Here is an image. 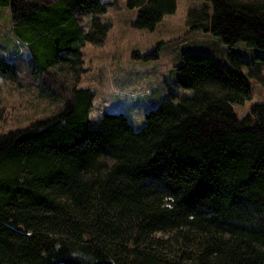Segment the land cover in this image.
<instances>
[{"label": "trees", "instance_id": "1", "mask_svg": "<svg viewBox=\"0 0 264 264\" xmlns=\"http://www.w3.org/2000/svg\"><path fill=\"white\" fill-rule=\"evenodd\" d=\"M125 1L138 29L176 9ZM207 1L211 11L188 10L190 31L264 50V0ZM108 4L0 0L38 77L52 69L67 92L50 100L61 104L54 114L0 133V264H264V103L236 117L231 104L251 96L242 61L185 53L177 83L192 95L172 94L139 130L122 113L93 121L81 48L103 44ZM0 76L18 81L16 64L0 57Z\"/></svg>", "mask_w": 264, "mask_h": 264}, {"label": "rangeland", "instance_id": "2", "mask_svg": "<svg viewBox=\"0 0 264 264\" xmlns=\"http://www.w3.org/2000/svg\"><path fill=\"white\" fill-rule=\"evenodd\" d=\"M103 1L109 4L100 19L111 25L106 39L100 46L85 42L81 48L84 72L78 86L93 93L91 120L103 112L122 113L139 130L145 114L172 94L175 101L192 95L193 90L177 83L176 69L188 52L211 54L227 66L242 61L240 70L247 76L251 96L242 104H231L238 119L249 114L254 104L264 103V50L244 42L229 46L210 33L188 29V10L207 6L211 11L209 1L176 0L174 13L165 15L151 30L133 26L137 9L128 8L125 0ZM79 19L86 31L91 15ZM0 57L15 63L19 75L18 81L0 76V133L23 128L59 110L60 102L50 100L57 91L63 92L62 75L58 73L53 80L55 72L50 69L38 77L33 50L14 33L10 8L1 6ZM68 75L70 82L73 73ZM255 75L263 81H256Z\"/></svg>", "mask_w": 264, "mask_h": 264}]
</instances>
